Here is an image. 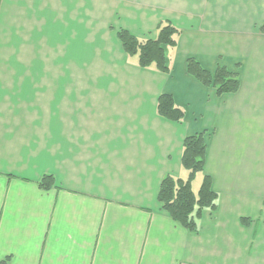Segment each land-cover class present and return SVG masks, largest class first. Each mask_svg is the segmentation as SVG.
<instances>
[{"label":"crops","instance_id":"crops-1","mask_svg":"<svg viewBox=\"0 0 264 264\" xmlns=\"http://www.w3.org/2000/svg\"><path fill=\"white\" fill-rule=\"evenodd\" d=\"M165 21L168 73L120 48L117 29ZM191 57L238 89L218 95ZM162 93L180 121L157 113ZM197 133L191 187L209 176L217 197L191 232L157 193L188 178ZM0 264H264V0H0Z\"/></svg>","mask_w":264,"mask_h":264},{"label":"trees","instance_id":"trees-1","mask_svg":"<svg viewBox=\"0 0 264 264\" xmlns=\"http://www.w3.org/2000/svg\"><path fill=\"white\" fill-rule=\"evenodd\" d=\"M178 33L174 25L165 21L159 23L157 34L154 38L138 39L125 29L117 32L123 50L129 56H136L140 67L154 65L161 72L168 73L167 47H174L176 40L173 37ZM186 70L202 84L212 86L216 93L235 92L239 81L237 75L218 66L215 71L204 69L199 63L191 58L187 59ZM157 113L172 121H180L184 113L178 108L170 94L162 93L157 98ZM206 143L203 133L187 136L183 140V152L181 156L182 166L189 170L188 178L182 180L165 175L160 182L157 200L161 208L168 212L170 217L180 223L191 232L197 229L196 219L200 217L206 208L213 210L216 206V193L211 188V179L204 176L197 193L193 192L191 182L198 171H202L205 163ZM39 187L48 189L54 185L51 175H44L39 181ZM246 222L245 218H242Z\"/></svg>","mask_w":264,"mask_h":264},{"label":"rangeland","instance_id":"rangeland-1","mask_svg":"<svg viewBox=\"0 0 264 264\" xmlns=\"http://www.w3.org/2000/svg\"><path fill=\"white\" fill-rule=\"evenodd\" d=\"M118 30H120V29H117L116 30V38H117V40H118V43H119V46H120V48L122 49V51L125 53V54H127L124 50H123V48H122V45H121V42H120V40H119V38L117 37V32H118ZM126 30V29H125ZM128 31V30H127ZM131 33V32H130ZM179 33V32H178ZM178 33H176V34H178ZM132 34V33H131ZM176 34H174V35H176ZM105 37H107L106 35H105ZM136 37V36H135ZM137 38V37H136ZM139 39V38H138ZM108 50H111V48H110V46H108ZM166 54H167V51H166ZM128 55V54H127ZM129 56V55H128ZM168 62V61H167ZM88 67H84V69H87ZM76 71L77 72H84V70L83 69H80V68H77L76 67Z\"/></svg>","mask_w":264,"mask_h":264}]
</instances>
